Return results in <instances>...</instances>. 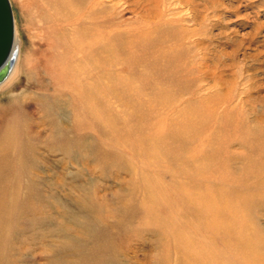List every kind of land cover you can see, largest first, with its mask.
Wrapping results in <instances>:
<instances>
[{
	"label": "rangeland",
	"instance_id": "rangeland-1",
	"mask_svg": "<svg viewBox=\"0 0 264 264\" xmlns=\"http://www.w3.org/2000/svg\"><path fill=\"white\" fill-rule=\"evenodd\" d=\"M9 2L19 51L12 77L0 86V153L4 154V145L17 151L31 145L34 153L39 154V157L34 158L38 168H27L26 171L28 177L35 176V185L44 190L46 200L50 198L49 201L53 199L54 203L57 202L54 210L46 207L45 211L55 214L60 204L61 210L82 215L92 194L96 197L105 196L107 211L112 214L107 215V222L113 224V220L124 215L117 211L120 204L124 207L126 203L135 201L136 206L131 211L134 225L128 231L114 229L118 241L120 240L117 244L120 248L118 254L124 264H145V256L150 255L154 240L149 228L155 225L156 231L157 227L161 228L160 225L164 226L162 221L168 223L169 230L177 236L175 244L181 247L180 240L188 241V236L189 239L196 237L189 242L197 250L204 251L214 237L209 224L210 218L202 213V207L210 204L204 205L203 199L200 205L184 199L172 214L159 209L157 203L150 199L152 197H148L153 195L158 202L164 194L168 197L171 195L166 193L168 187L165 186L158 193L154 191L150 194L153 189H146V186L152 187L156 183L154 176H148V171L153 168L150 161L151 157H158V161L162 163L159 164L158 171L169 170L165 173L157 172V180H160L161 185H170L172 181L175 184L182 183V178L172 174L180 169L167 162H170L169 159H176L182 142H185L183 135L189 134L188 131L192 128L189 125L194 121L184 123L186 120L182 116L190 110L197 115L199 136L203 139L206 154L211 153L218 144L231 138L234 140L226 142L227 149L223 147L227 150V166L217 170V177L232 181L234 186L240 173L250 172L240 162L247 153L235 140L240 133L233 132V124L242 118L246 126L264 129V0H179L169 7L157 4L154 7V3L144 2L137 8H126L121 12L118 24L125 31L141 27L149 31L148 27L154 28L161 15L163 20L169 21L185 36L183 44L192 50L190 59L182 62L187 68L181 66L183 70L177 72L180 61L176 62L169 56L152 57L140 46L131 48L125 45L117 51L118 44L112 39L107 43L111 52L106 55V60V57L103 61L88 55L81 62L80 67L87 74L81 79V94L74 95V98L70 97L67 86H61V91L57 92V83L53 79L62 80L65 69L67 74L71 73V69H67L66 56L57 41L58 23L46 19L38 7V11L34 8L32 0ZM113 3L114 0L108 2L109 5ZM122 9L124 6L118 7L116 12ZM156 13L160 15L157 16ZM114 59H123L121 61H125L133 69H127L122 76L107 67V74H99L97 66L106 67V63L109 64ZM196 63L203 66L204 81L200 90L186 93L187 88L180 85L190 78L188 69L197 65ZM74 100L83 107V112L88 113L89 130L87 135L80 136L82 143H88L83 149L86 160H82L80 152L68 160L61 155L50 154V150L48 153L45 151L55 144L47 133L52 125L67 126L72 118L74 121ZM159 120L164 124L157 125ZM167 127L170 128L168 133L171 136L168 135L155 146L157 142L152 143L155 139L148 138V135L157 130H167ZM181 131L183 135H175ZM194 150L197 152V149ZM106 153L109 161L104 159ZM12 160L14 164L18 161L19 164L22 163L21 159ZM5 161L10 162V159ZM102 163H107V169L104 172L103 168L100 173L99 164ZM9 178L10 175L8 181ZM214 185L209 183L199 190L203 191L204 188L207 192H216V195L221 193L213 203L217 202L215 207L219 206L220 211L229 217L227 222L222 223L224 228L215 233V241L219 247V251L216 249L218 264H239L241 248H236L238 241H242L244 245L253 241L264 244V232L256 227V224L258 229L260 226L264 227V204L247 201L244 196L224 194L222 192L225 189L221 184L215 191ZM139 187L145 190L146 198L151 200L148 204L150 214ZM259 190L264 192V188ZM130 192L137 194L136 200L131 198ZM250 192H253L252 189ZM119 194L122 200L119 199ZM10 195L9 189L6 198ZM237 204L244 206L238 213ZM245 204L248 206L245 207ZM230 206H233L232 216L228 212ZM66 219L71 222L69 216ZM182 222L185 224L184 228L180 226ZM65 224V221L61 223ZM229 225L232 227L231 232ZM46 240L48 242L49 238H45ZM2 246L5 249L7 247L6 244ZM13 246L20 248L21 254L23 253L22 259L16 264H47V256L51 255L47 248L41 252L31 240L25 245L17 242ZM115 246L116 244L113 248ZM170 247V264H174V244ZM152 252H156L154 248ZM229 253H233V258ZM186 257L192 260L190 256ZM196 257L198 255L194 254V258ZM97 259L101 261L102 258ZM104 259L105 257L102 261ZM185 260L183 257L180 264Z\"/></svg>",
	"mask_w": 264,
	"mask_h": 264
},
{
	"label": "bare ground",
	"instance_id": "bare-ground-1",
	"mask_svg": "<svg viewBox=\"0 0 264 264\" xmlns=\"http://www.w3.org/2000/svg\"><path fill=\"white\" fill-rule=\"evenodd\" d=\"M114 1L115 3L109 5V0H32L33 5H35L34 8L37 11L39 8L46 19L58 23L57 41L66 56L67 63L66 61L65 63L67 64V69H71V73L69 74H67L65 69V75L62 76V80L53 78L54 82L57 83L55 86L57 92L61 91V86H67L69 88L68 92L72 94H70L71 98H74V95L79 96L81 94V79L87 74L85 71H82L84 68L80 67L81 62H84L85 58H88V55L90 57H98L104 61L106 55H109L111 52L107 43L112 39L118 44L116 48L119 49H117V51L123 49L122 47L125 45L131 48L140 46L148 51L147 54H150L152 57L163 58L169 56V58L176 62L180 61L177 72L183 70L181 69L182 67H186L182 62H184V59H190V54L192 53V50L189 47H185V44H183L186 37L179 33L169 21L163 20L160 14L159 16L156 13L160 21H158L159 19L157 20L158 22L154 25V28L148 27L149 31L145 30L146 28L144 27L125 31L118 25L121 21L120 14L126 8H137L144 2H149L150 4L154 3V7L159 5L164 7L168 5L169 7L179 0ZM8 3L13 22L12 46L7 58V61L11 63V69L7 77L0 83V86L8 82L12 77L17 62V51H19L18 36L15 32L14 18L9 0ZM120 6H124V9L116 12ZM177 6L179 5L177 4ZM172 17L174 18V16ZM132 30L133 33H130ZM142 31L144 33H142ZM119 45L121 46L119 47ZM121 60L123 59H114L109 62V64L106 63V67L102 65L97 66L99 74H107V67H109L110 71L118 75H121L127 69L129 71L133 69L131 65ZM202 67L201 63H198L194 67H189L188 73L190 78L186 83L184 82L180 85L183 86V88H187L186 93L200 90L205 76ZM78 79H80V81ZM227 100H222V102H228ZM217 103L219 104L220 100L217 101ZM73 105L75 110L74 121L72 118V121H70V124L67 126L55 124L54 127L52 125L47 133L51 137L50 139L54 140L53 143L55 144L50 147L46 145L48 148H46L45 151L48 153L50 150V154H58L66 157L68 160L76 153H81L82 160H86L87 156L83 149L87 147L88 143H82L83 140H81L80 136L84 134L87 135L89 130L87 125L89 120L88 113L83 112V107L79 106V103L75 102V100ZM188 108L190 107L188 106ZM182 116L186 120L184 123H188L189 121L194 122L189 125L192 127L188 131L189 134L183 135L182 131L180 134H175L183 135L185 137V142H182L181 149L176 159H169L170 162H167L171 166L180 169L172 172V174L179 177V179L182 178V183L180 184V182H178L175 184L172 181L170 185H161L159 182L160 180H157V172L162 173L163 169L158 171L157 168L159 164L162 163L158 161V157L153 156L150 161L153 168L148 171V176H154L156 183H154L152 187L146 186V189L148 191L153 189L150 194L154 191L158 193V190H161L162 186H165L168 187L166 193L171 196L168 197L164 194V196L158 199V202L153 195H150L148 198L152 197L150 199H153V201L157 203L159 209L170 211L171 214L172 211L174 212L178 206H180L181 201L183 202L184 199H188V202L191 201V203L198 205H200L203 199V204H210V206L204 204L205 206L202 207L204 209L202 213L205 217L210 218L209 224L214 237L204 251L197 250V247L192 246L191 242H189V240H194L196 237H191V239H189L190 237L188 236V241L180 240V247L179 244H175L177 236L169 230L168 223L162 221L161 224L164 226H160L163 230L157 227L158 224L156 226V231L154 230L155 225L151 229L149 228V231L153 234L152 238L154 240L152 246L156 252L153 253L152 248L150 255L145 256V264H170L172 261L170 256L171 244H174V264H180L183 257L186 259L183 264H218L219 255L217 254V250L219 247L215 241V233L224 228L222 227V223L227 222L229 217L225 215L222 210L220 211L219 206L215 207L217 202L213 203V201L218 199L217 197H219L221 193L216 195V192H207L204 188L203 191L199 190L201 187H205L206 184L214 183L215 185L212 187L215 191L219 187V184H221L225 189V191L222 192L224 194L227 193L235 197L244 196L247 201L264 204V192L259 190L264 188V129H259L255 126L248 127L242 118L237 119L235 121L236 123L233 124V132L238 131V133H240L235 140L246 149L247 153L240 162L244 163L248 170L250 169V172L247 174L246 171L240 173L233 186L232 181L220 180L217 177V170L220 168L224 169V167L227 166V155L225 154L227 150L224 148L227 149L226 142H234L233 138L227 140L223 144H218L212 149L211 153L206 154L204 152L203 139L199 136L200 127L197 124V115L189 110ZM183 120L184 119H182V122ZM172 123H174V121H172ZM156 124L163 125L164 123L162 120H159ZM200 125H203L202 122H200ZM169 129L170 128L167 127V130H153L154 133L148 135V138L155 139L152 140V143L157 142L155 144L156 146L161 143L162 139H166L168 135L171 136V134L168 133ZM60 134L62 135L60 136ZM55 145L56 147H54ZM4 148V154L0 153V264H16L19 259H22L23 253L21 254L20 248H16L15 246L12 247V244L16 245L18 242L21 245H25L30 240L38 246L41 252L47 248L48 252L51 254L47 256V264H124L118 254L120 248L117 247V244L120 240L118 241L117 233L114 229H126L125 231H128L129 227L134 225V219L132 218L133 213L131 211L136 206L135 201L126 203L124 207L120 204L117 211L120 212V215H124L118 217L115 221L113 220V224L107 222V215L112 214L107 211L106 205L108 204L105 202V196L96 197L94 194L88 198L90 201L89 205L82 215L79 213L70 214L68 211L61 210L60 204H58L59 208L56 209L55 214H49L45 211L47 210L46 207L54 210L57 206V202L54 203L53 199L49 201L50 198L46 200L44 190L35 185V176L32 175L28 177V172L26 171L27 168L29 170L38 168L37 160L34 158L39 154L37 153L36 155L34 153V149H32L31 145H26L23 150L18 149V151L9 145H4ZM194 148L197 149V152ZM78 149L80 150L77 151ZM15 158L21 159L22 163L20 162L19 164L18 161L14 164L12 159ZM8 159H10V162L5 161ZM104 159H109L107 153ZM235 160L237 159L235 158ZM205 163L207 166L203 167ZM99 165L101 167L99 172L101 173L103 168L105 172L107 163L106 165H104V163ZM163 172H169V170ZM9 175L10 181H8ZM103 177L104 176H101V178ZM237 181L239 182L237 183ZM9 184L11 187H9ZM139 188L141 190V187ZM9 189L11 195L9 198H6V192H8ZM250 189H252L253 192H250ZM140 193L141 196L145 198L144 201L147 206V212L150 214L148 208L150 206L148 204H150L149 201L151 200L146 198L144 189H142ZM130 195L133 200H136V193L130 192ZM120 197L121 194H119V199L122 200V197ZM220 198L222 199L221 196ZM156 203L154 205H156ZM247 206L248 205L245 204V207ZM243 208V205L237 204L236 212H240ZM228 212L231 216L233 215V206L228 208ZM67 216L70 217L71 222H68L66 219ZM63 221L66 222L65 226L61 225ZM153 224H155V222H153ZM184 225V222L180 223L182 228H184ZM228 227H230L231 232V225ZM256 227L260 232H264L263 226H260L258 229V225L256 224ZM45 238H49V241H45ZM5 244L7 245L6 249L2 246ZM114 244H116L115 248H113ZM236 248H241V252L239 253V264H264V244H257L253 241L250 242V244L244 245L242 241H238ZM194 254L198 255V257L194 258ZM229 255L233 258V253H229ZM186 256H190L193 262ZM98 257L102 259L105 257V259L104 261H102V259L99 261L97 259Z\"/></svg>",
	"mask_w": 264,
	"mask_h": 264
},
{
	"label": "water",
	"instance_id": "water-1",
	"mask_svg": "<svg viewBox=\"0 0 264 264\" xmlns=\"http://www.w3.org/2000/svg\"><path fill=\"white\" fill-rule=\"evenodd\" d=\"M13 39V22L8 0H0V83L7 77L11 63L7 61Z\"/></svg>",
	"mask_w": 264,
	"mask_h": 264
}]
</instances>
